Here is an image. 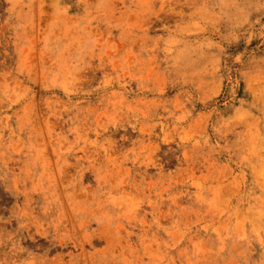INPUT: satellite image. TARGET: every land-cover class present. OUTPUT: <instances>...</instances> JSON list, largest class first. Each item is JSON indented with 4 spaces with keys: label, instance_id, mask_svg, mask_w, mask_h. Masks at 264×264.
<instances>
[{
    "label": "rangeland",
    "instance_id": "rangeland-1",
    "mask_svg": "<svg viewBox=\"0 0 264 264\" xmlns=\"http://www.w3.org/2000/svg\"><path fill=\"white\" fill-rule=\"evenodd\" d=\"M0 264H264V0H0Z\"/></svg>",
    "mask_w": 264,
    "mask_h": 264
}]
</instances>
